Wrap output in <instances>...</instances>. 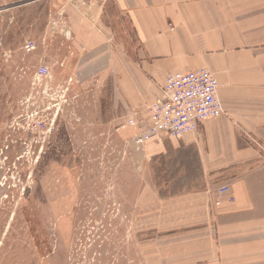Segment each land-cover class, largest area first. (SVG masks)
<instances>
[{
    "label": "rangeland",
    "instance_id": "rangeland-1",
    "mask_svg": "<svg viewBox=\"0 0 264 264\" xmlns=\"http://www.w3.org/2000/svg\"><path fill=\"white\" fill-rule=\"evenodd\" d=\"M69 1L0 8V264L217 263L218 238L197 235L193 199L178 197L201 183L196 159L148 157L127 125L147 104L117 98V81L129 97L137 82L129 22L105 4L108 61H94Z\"/></svg>",
    "mask_w": 264,
    "mask_h": 264
},
{
    "label": "crops",
    "instance_id": "crops-1",
    "mask_svg": "<svg viewBox=\"0 0 264 264\" xmlns=\"http://www.w3.org/2000/svg\"><path fill=\"white\" fill-rule=\"evenodd\" d=\"M40 1L0 0V8ZM107 2L126 17L140 48L131 64L133 94L117 81V98L142 109L161 95L167 75L203 67L218 81L223 115L195 133L151 139L143 147L150 158L196 159L201 183L189 181L178 197L193 199L197 235L218 238L213 264H264V0H70L65 11L75 44L94 61H108L98 29L107 24ZM123 73L118 76L130 77ZM224 184L235 200L226 196L215 205Z\"/></svg>",
    "mask_w": 264,
    "mask_h": 264
},
{
    "label": "built area",
    "instance_id": "built-area-1",
    "mask_svg": "<svg viewBox=\"0 0 264 264\" xmlns=\"http://www.w3.org/2000/svg\"><path fill=\"white\" fill-rule=\"evenodd\" d=\"M63 17L59 12L56 25ZM35 42L30 41L25 49H35ZM39 77H47L49 68L39 66ZM146 116L130 118L129 127H138L134 142L144 146L155 138H179L187 133L197 132L207 121L225 113L219 96V83L213 73L206 67L187 73H170L161 88V95L145 106ZM229 196L233 202L230 184H224L217 189L215 204L221 205L223 199Z\"/></svg>",
    "mask_w": 264,
    "mask_h": 264
}]
</instances>
